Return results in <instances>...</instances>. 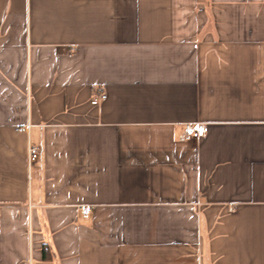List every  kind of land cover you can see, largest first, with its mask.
<instances>
[{"label": "crops", "instance_id": "0c3cea01", "mask_svg": "<svg viewBox=\"0 0 264 264\" xmlns=\"http://www.w3.org/2000/svg\"><path fill=\"white\" fill-rule=\"evenodd\" d=\"M30 263L264 264V0H0V264Z\"/></svg>", "mask_w": 264, "mask_h": 264}, {"label": "built area", "instance_id": "2783aa9c", "mask_svg": "<svg viewBox=\"0 0 264 264\" xmlns=\"http://www.w3.org/2000/svg\"><path fill=\"white\" fill-rule=\"evenodd\" d=\"M105 99L106 94L102 93L98 97L93 99V103L97 104L99 103V99ZM31 127V124H27L26 126L19 127L20 131L29 130ZM210 129V123L209 122H203V121H196V122H187L183 126V130L179 135L180 141H191L203 138L207 135L208 131ZM39 157V148L32 143H29L28 146V161L30 164L35 162ZM81 212L82 215L85 218H89L91 215V206L88 204L81 205ZM31 264V263H30Z\"/></svg>", "mask_w": 264, "mask_h": 264}]
</instances>
